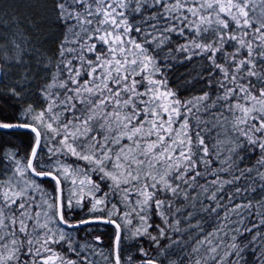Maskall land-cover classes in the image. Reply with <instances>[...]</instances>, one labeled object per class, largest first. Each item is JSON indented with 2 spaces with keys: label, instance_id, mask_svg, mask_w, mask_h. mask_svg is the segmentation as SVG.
<instances>
[{
  "label": "snow or ice",
  "instance_id": "obj_1",
  "mask_svg": "<svg viewBox=\"0 0 264 264\" xmlns=\"http://www.w3.org/2000/svg\"><path fill=\"white\" fill-rule=\"evenodd\" d=\"M0 264H264V0H0Z\"/></svg>",
  "mask_w": 264,
  "mask_h": 264
}]
</instances>
